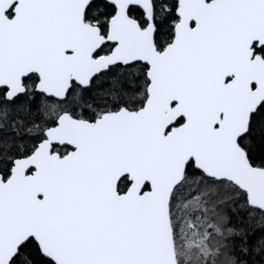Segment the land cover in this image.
Returning a JSON list of instances; mask_svg holds the SVG:
<instances>
[{
  "label": "snow or ice",
  "instance_id": "6c2138e0",
  "mask_svg": "<svg viewBox=\"0 0 264 264\" xmlns=\"http://www.w3.org/2000/svg\"><path fill=\"white\" fill-rule=\"evenodd\" d=\"M0 264H264V0H0Z\"/></svg>",
  "mask_w": 264,
  "mask_h": 264
}]
</instances>
